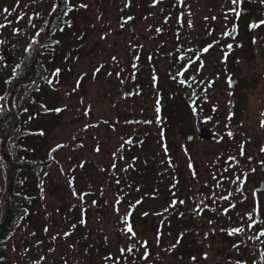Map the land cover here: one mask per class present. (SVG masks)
<instances>
[{
  "label": "rangeland",
  "instance_id": "rangeland-1",
  "mask_svg": "<svg viewBox=\"0 0 264 264\" xmlns=\"http://www.w3.org/2000/svg\"><path fill=\"white\" fill-rule=\"evenodd\" d=\"M72 1L81 5L79 0ZM240 2L166 0L153 6L147 0H86L87 7L77 17L87 29L85 54L73 61L67 81L54 80L50 85L54 91L49 94L56 97L60 116L42 150L57 147L43 176L57 185L64 182L67 189L49 191V183L41 180L37 194L41 199L39 217L46 222L43 238L26 225L14 233L5 251L8 264H27V260L31 264H243L236 258V245L226 236L228 231L237 238L238 232L232 229L250 228L255 206L260 215L257 226H264V190L259 188L264 179V50L260 36L253 45L242 39L241 47L226 59H220L217 48H208L200 69L201 77L207 78L206 100L200 108L190 104L183 118L194 139L186 142L175 129L169 138L174 143L171 151L158 136L159 92L154 82L158 74L165 90H171L169 83L179 84L169 52L183 41L194 43L198 36L214 45L217 38L224 37L223 30L231 27ZM38 3L48 8L44 20L56 10L57 0H0V25H5V31L0 28V39L4 45L11 40L21 46L12 50L9 71L24 46L29 43L38 48L41 44L44 26L35 31L20 29L27 24L29 8ZM5 8H13L15 21L20 19L13 28L7 27L10 16ZM156 52L160 57L156 58ZM134 59L138 77L148 82L142 100H127L122 91L123 78L129 87L133 85L129 74ZM230 72L232 79H240V86L229 87ZM20 96L21 90H16L13 99ZM176 100L178 105L182 103ZM233 109L239 114L237 121L229 116ZM193 110L207 120L213 137L208 130L209 138L197 139ZM132 114L137 125L130 122ZM138 126L143 133H152L149 146L153 151L147 152L153 155L155 174L146 187L154 184L149 188L155 186L161 193L154 201H143L144 194L130 198L118 188L122 172L133 162L123 156L126 139ZM233 158L239 163L234 164ZM5 170L0 166V188L6 185ZM174 187L178 200L168 198ZM178 204L183 208L177 212L180 223L174 225L171 217ZM69 215L80 222L81 246L73 237L77 230H68ZM129 225L134 235L127 231ZM157 225L163 229L158 230ZM242 242L254 255V263L264 264L257 236L245 234ZM24 243L30 251H25ZM185 254L188 256L183 257Z\"/></svg>",
  "mask_w": 264,
  "mask_h": 264
},
{
  "label": "trees",
  "instance_id": "trees-1",
  "mask_svg": "<svg viewBox=\"0 0 264 264\" xmlns=\"http://www.w3.org/2000/svg\"><path fill=\"white\" fill-rule=\"evenodd\" d=\"M79 1H81V5H86V0ZM163 1L166 0H147V3L155 6ZM171 1L174 3L179 2V0ZM130 4L133 6V3L129 1ZM81 5L76 4L75 6L72 0H61V5L50 23L47 37L41 42L37 51L35 47H29L28 43L21 49L18 60L10 71L8 70L10 65L0 67V143L11 126L12 111L15 117V123L8 131L5 144V154L12 163L11 178L9 184L6 180V185L0 188V264L5 263L7 259L5 252L8 247L7 242L14 233H17L25 225L33 227L37 231L35 235L42 237L41 232L43 233L42 229L46 222L39 217L41 214L39 210L41 199L37 193L41 188V180H43V183H49V191L63 186L67 189L64 182L57 185L52 183L49 176L48 179L43 176L44 169L47 164L51 163L49 159L54 157L57 147L48 148V151L45 152H42V150L43 147L47 146L48 138L60 116V112L57 111L56 107V97L49 94L51 90L54 91L50 85L54 80L67 81L73 72V61L85 54L84 40L86 39L85 31L87 29L82 28V22H78L77 18L80 17L79 14L84 8ZM163 12L165 13L164 10ZM243 14V16H246L245 9ZM49 17L44 20V24L47 23ZM37 40L41 41V37H38ZM203 42V38L198 36L195 38L194 43L183 41L178 48L169 52L172 57L171 68L175 71L174 74L178 75L180 81L179 84L169 83L171 90H165L164 84L158 82V74L154 77L159 92L157 124L160 131L158 136L163 141L164 147H167L170 151L174 143L169 138L172 139L175 129L179 130L186 142L190 143L194 139V132L189 127H185L183 118L187 116L185 114L186 108H189V99L194 102L198 101L202 87L197 81L187 82L185 77L188 69L194 68L200 61L199 46ZM17 47L20 49L21 46L18 45ZM35 52H37L36 58L34 56ZM159 54L155 53L156 58L160 57ZM33 60H35L34 74L32 73ZM135 61L136 59L133 60L134 66L131 74H129L133 80V85L129 87L126 84V79H122V84L124 83L122 91L127 100H132L133 97L134 100L137 97L142 100L147 96L145 95L144 86H147L148 82H144L145 77H138V69H136L138 63H135ZM29 76H32V79L19 84L17 91L21 90V96L18 99H12L11 110L8 106L9 93L17 81ZM170 94H172V97H170ZM176 99L181 100L182 103L178 105ZM129 118L131 123L138 124L134 114ZM134 131L136 133L126 139L127 146L123 152V156L133 159V162L127 166L125 171L122 172L121 178L117 181L119 183L118 188H123L124 193H127L130 198L140 196L142 194L138 193L140 191L148 196L149 187L154 184L149 185L148 188L146 185L150 180L154 181L151 175L155 174L151 160L153 155L151 152H147V150L153 151V147L149 146V135H152V133H143L140 126L135 128ZM0 166L4 167L6 172L8 171L1 151ZM6 188H8L7 197L5 195ZM259 188L264 189V179L260 182ZM125 190L129 192H125ZM176 191L178 189L174 187L172 189L174 195ZM68 217L71 223L68 230L70 232L77 230L73 237L77 245L81 246L82 237L80 233H77L80 230V222L78 218L76 219L72 215ZM259 218V208L255 206L254 213L250 216L251 226H249V229L238 232L237 238L227 231L226 240L232 245H236V258L243 264H246L245 262L255 264L254 255L247 251L245 243L242 242V236H245V234L259 237L256 246L259 248V255L264 257V236H259L264 226H257L260 223ZM190 245L193 246V243H190ZM24 246L25 251L31 250L27 249L29 244L24 243ZM185 256H188V254L183 257ZM31 262L27 260V264H31ZM262 262L264 261L262 260Z\"/></svg>",
  "mask_w": 264,
  "mask_h": 264
},
{
  "label": "flooded vegetation",
  "instance_id": "flooded-vegetation-1",
  "mask_svg": "<svg viewBox=\"0 0 264 264\" xmlns=\"http://www.w3.org/2000/svg\"><path fill=\"white\" fill-rule=\"evenodd\" d=\"M240 3L241 4L238 7V14H237V16H235V20L232 23L231 27L229 28V30H227V28H225L223 30L224 37L223 38L220 37L221 39L217 38V40L214 41V43H215L214 45H210V44L206 43V40L203 39L205 41L204 42L205 44L200 47V52H201L200 61L195 65L194 68L188 69V71L186 73L185 79L187 82H189L191 80L197 81L201 84V87H202V92L199 94L201 96L199 97L198 101L194 102V101L189 99L188 104L189 105L191 104L190 106L196 105L197 108H200V105H202L206 100V98H205L206 86L205 85H206L207 78H205L204 76L201 77V70H200V69H203L202 66H203V64L206 63V59H205L206 54L204 51L205 48H210V50L213 48H217V53L221 54L220 59H221V57L226 59V58H230L231 53L237 51L241 47L242 39L247 40L248 42H250L253 45V43L255 42V39H257V35H259L260 36V43H261L260 46L262 47V50H264V23H261L262 21H264V0H241ZM47 7H48V5H47ZM29 9H32V10L30 11V15L28 16L27 24L23 23V26H20V29H23L22 31H25L26 29H29L31 31H35V30L40 29L44 25V31H45L46 24H44V16L47 15L46 11L48 8L45 9V7L40 6V4L38 3L36 8L30 7ZM244 9L246 10V16H243L244 15L243 14ZM9 10L10 11L8 13H9L10 18H9L8 23H7V27L13 28V25H15V22L19 23L20 19H17L15 21V19H14L15 14H13L14 9L11 8ZM26 14L27 13H25L23 16H27ZM52 14H53V11L48 16H51ZM22 21L25 22L24 19H22ZM253 25H256V26L254 27ZM2 31H5V27H2ZM22 31L20 30L18 32H22ZM214 34H216V33H214ZM212 35L213 34H210L209 37H211ZM0 41H2V39H0ZM3 41L0 43L1 46L3 45L2 52L0 53V60H1V62H3L4 65H10V64H6V63L11 62V60L13 62V59L9 58V57H11V55H12V50L15 48V46H18V45L16 43L12 42L11 40L8 44L4 45ZM257 41H258V39H257ZM229 45L231 47H229ZM209 46H211V47H209ZM221 63H226V61H222ZM231 74H233V72H230V74L228 75V76H231V77H228L229 87L234 88V87L240 86V85H238V81H240V79H237L236 77L232 79ZM244 83H247V82H244ZM242 90H243V88H242ZM192 109H194V108L192 107ZM193 112H194V110H193ZM228 113H229V116H231L232 118L235 119V121H237L239 114L236 112V109H233L232 111H229ZM198 115L202 119V122H203L205 128H207V130L210 131V129L207 126V120L204 118V116H202V114L199 113ZM210 132H211V137H213L212 131H210ZM233 161H234V164L239 163V161L236 158H233ZM125 192H129V191L125 190ZM138 193L143 194L142 191H140ZM168 193H169V195H168L169 199L178 200V197L174 196V193L172 192V190L169 191ZM157 194L160 195L161 193L159 192L158 188H155V186H154L153 189L150 188L149 195L147 197H145L143 199V201H148V200L154 201L155 198L158 196ZM254 200H257V199H254ZM182 208H183V205H181V204H178L173 208V210H175V211L173 212V217H171V218H173V220L175 221L174 225H178L180 223L179 219H177L178 214H179L177 212L180 211ZM226 209H229V208H226ZM183 214H184V211L181 213V215H183ZM175 215H176V217H175ZM130 218H132V213H130ZM169 220L170 219H168L166 221V224L169 223ZM181 222H183V221H181ZM156 228L158 230L163 229V227L161 225H157ZM158 234H162V233L159 232Z\"/></svg>",
  "mask_w": 264,
  "mask_h": 264
},
{
  "label": "water",
  "instance_id": "water-1",
  "mask_svg": "<svg viewBox=\"0 0 264 264\" xmlns=\"http://www.w3.org/2000/svg\"><path fill=\"white\" fill-rule=\"evenodd\" d=\"M61 5V0H57V6H56V10L53 12V14L49 17L47 23H46V28H45V31H44V35L42 37V41L43 42L46 37H47V34H48V30H49V27H50V23L54 17V15L57 13L59 7ZM234 36V35H233ZM37 48V47H36ZM38 49V48H37ZM37 51V50H36ZM35 58L37 56V52H35ZM34 58V59H35ZM35 60H33L32 62V73L34 74V71H35V63H34ZM32 74V75H33ZM32 76H29L25 79H22V80H19L17 81L14 86H13V89L10 93V96L8 98V106L9 108L12 110V99H13V95L15 94L18 86L20 83L26 81V80H29V78H31ZM195 112V115H196V119H195V127H196V132H197V139L198 140H203V139H207L210 137V134L208 133V130L207 128H205L203 122H202V119L199 117V115L197 114L196 111ZM15 123V117H14V114H13V111H12V123H11V126L10 128L7 130V132L5 133V136H4V140L2 142V152H3V156H4V160L8 163V172H7V184H9V181H10V178H11V169H12V163L11 161L9 160V158L7 157V155L5 154V144H6V140H7V134H8V131L11 129V127L13 126V124ZM5 195L7 197L8 195V188H6V191H5ZM4 218V217H3Z\"/></svg>",
  "mask_w": 264,
  "mask_h": 264
},
{
  "label": "snow or ice",
  "instance_id": "snow-or-ice-1",
  "mask_svg": "<svg viewBox=\"0 0 264 264\" xmlns=\"http://www.w3.org/2000/svg\"><path fill=\"white\" fill-rule=\"evenodd\" d=\"M233 2L235 3L236 0H233ZM81 6H82V7H87V5H81ZM3 11H4L5 13H8L10 10H9L8 8H5ZM261 23H264V21H262ZM253 26L255 27L256 25H253ZM2 27H5V25H0V28H2ZM209 47H211V46H209ZM229 47H231V46L229 45ZM204 51L207 52V51H208V48H205ZM57 71H59V70H57ZM57 111H60V109H57ZM262 126H264V122H262ZM228 135L231 136L232 133L229 132ZM249 215H250V214H249ZM250 226H251V225H250ZM244 230H245L244 228H236V229H232L231 231H232V232H243ZM127 231H128L129 233H132L133 235L135 234V233L133 232L132 227H131L130 225H129V227L127 228ZM259 236H264V229L261 230V232L259 233ZM257 238H259V237H257ZM122 251H123V249H122ZM128 251H131V249H128Z\"/></svg>",
  "mask_w": 264,
  "mask_h": 264
},
{
  "label": "bare ground",
  "instance_id": "bare-ground-1",
  "mask_svg": "<svg viewBox=\"0 0 264 264\" xmlns=\"http://www.w3.org/2000/svg\"><path fill=\"white\" fill-rule=\"evenodd\" d=\"M37 50V49H36Z\"/></svg>",
  "mask_w": 264,
  "mask_h": 264
}]
</instances>
